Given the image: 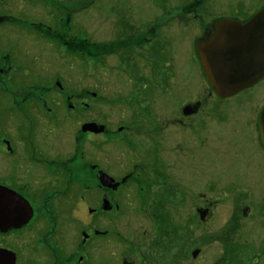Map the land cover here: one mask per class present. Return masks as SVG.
Masks as SVG:
<instances>
[{
	"label": "flooded vegetation",
	"instance_id": "flooded-vegetation-1",
	"mask_svg": "<svg viewBox=\"0 0 264 264\" xmlns=\"http://www.w3.org/2000/svg\"><path fill=\"white\" fill-rule=\"evenodd\" d=\"M11 1L0 0V264H113L110 219L129 186L171 205L189 192L181 205L192 204L187 227L201 225V238L217 220L219 252L200 264H264V75L221 96L197 52L218 22L244 25L264 0H149L163 7L143 22L110 14L125 0H101L99 21L86 13L92 0L66 17L59 0H19L16 14ZM100 29L105 37L95 38ZM78 31L107 49L108 67L138 78L123 100L131 112L114 110L132 125L98 120L101 101H84L82 89L68 103L65 67L79 62ZM167 135L176 144L169 152ZM190 253L185 264L202 254Z\"/></svg>",
	"mask_w": 264,
	"mask_h": 264
},
{
	"label": "rangeland",
	"instance_id": "rangeland-1",
	"mask_svg": "<svg viewBox=\"0 0 264 264\" xmlns=\"http://www.w3.org/2000/svg\"><path fill=\"white\" fill-rule=\"evenodd\" d=\"M127 2L128 0H125L124 4L110 10V14L120 13V17L123 16L127 20L143 22L161 13L156 7H163L158 4L152 5V2V4H150L149 0H139V3L135 5H133L132 2L130 6ZM59 3L63 6L60 9L64 17H66L68 12H73L67 9L69 6L70 8L74 7L76 13L86 8L84 7L85 0H59ZM110 3H112V1H110ZM90 4L91 6L86 13H91L93 15L91 18L93 21H99L105 17V7H103L101 0H92ZM10 5L9 10L14 14L19 13V11L21 12L24 6L22 1L19 0L11 1ZM0 9L4 8L1 6ZM108 9L109 8H107V10ZM77 16L80 15L77 14ZM100 25L101 23L96 26L100 27ZM102 31L103 30L100 29L94 37L98 39L105 37ZM83 32H86V30H83ZM83 32L78 31L77 47H79L80 50L79 62L74 61L75 63H71L65 67L67 73L68 71L71 73L65 76L66 80H64L68 103L76 101L77 97H80L78 91L82 89L84 101H92V99L101 101V103H97L102 112V116L98 120L108 125L120 124L117 122L121 119L119 117L123 114L117 111L114 112V110L117 108L118 110L121 109L124 111V113L131 112L130 110H132L133 107L130 105V102H124L123 100L135 96L132 95L133 91L130 88H132L131 86L133 85L132 81H136L138 78L136 76L132 78L129 77L127 72L122 70V67L115 69L108 67L109 65L113 67L115 64L114 58L106 59L108 54L106 53L108 52L107 49L100 51L96 46L88 45V41H84V39H88V36L84 35ZM179 53H177L175 57L179 56ZM73 64L75 65L72 66ZM71 67L72 69H70ZM136 87H139V84H136ZM86 90L89 92L95 91L96 96L90 98ZM127 102L128 105H126ZM115 113H117L116 118ZM131 118L132 117L128 116L121 120L127 123L129 122L128 125H132L133 122H131ZM115 120H117V122ZM170 135H167L168 152L172 147L176 146L174 143L175 140L172 138L169 139V137H171ZM107 147L109 146H106V148ZM108 150L106 149L107 152ZM177 156L178 154L175 152L171 154L169 162L172 165V169L174 166L173 162ZM112 181L113 180H111V182ZM137 188L138 186L123 188L121 196L122 198L125 197V200L120 199L122 213L119 217L112 215L110 219L111 234L113 235L111 239L112 248L106 251L108 254L111 253L113 264H122L123 258H125L127 262H132V264H185L186 261H190V252L196 248L199 249V252L202 254L195 260L194 264H200L202 258H205L203 256L204 253L219 252V243L216 241V233L220 224L217 220L214 221V218H209V223L205 228L207 234L204 238H201L204 231L201 225L196 226V223H192L191 229H188L186 217L192 214V211H190L192 210V204L188 203L186 206H182L181 204L185 203L188 198H191L189 192L187 193L188 198L174 196L173 205H171L164 199L159 200L156 194H152L150 198L145 197V199L141 196L138 197ZM145 191L147 190H141L140 195L144 194ZM156 202H159L162 206H160L157 213H155L154 210V204ZM164 208L169 211H166ZM213 208L215 209L213 215L216 216L217 207ZM156 214L159 215L156 217ZM206 240L208 241L207 244H205L207 242Z\"/></svg>",
	"mask_w": 264,
	"mask_h": 264
},
{
	"label": "water",
	"instance_id": "water-1",
	"mask_svg": "<svg viewBox=\"0 0 264 264\" xmlns=\"http://www.w3.org/2000/svg\"><path fill=\"white\" fill-rule=\"evenodd\" d=\"M197 52L209 84L219 95L254 84L264 75V9L244 25L218 22L209 42L199 44ZM122 264L132 262L123 258Z\"/></svg>",
	"mask_w": 264,
	"mask_h": 264
}]
</instances>
